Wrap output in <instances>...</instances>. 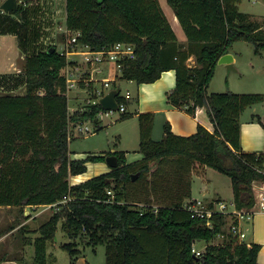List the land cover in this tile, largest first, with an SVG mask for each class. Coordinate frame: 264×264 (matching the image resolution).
<instances>
[{
  "label": "trees",
  "instance_id": "16d2710c",
  "mask_svg": "<svg viewBox=\"0 0 264 264\" xmlns=\"http://www.w3.org/2000/svg\"><path fill=\"white\" fill-rule=\"evenodd\" d=\"M22 1L25 5L19 4L15 18L14 13H0V35L15 34L24 52L20 72L25 88L24 95H0V206L17 207L24 214L27 207L56 204L64 195L71 200L37 229L21 225V250L28 248L30 253L28 258L22 254L12 259L19 264H57L48 243L55 240L63 220L61 230L71 241L60 248L72 257L70 264L79 253L75 239L86 236L89 246L104 245V264H258L261 246L239 242L224 232L226 215L212 214L209 228L205 219L191 218L185 206L191 200V175L197 166L229 177L237 209L252 208L253 184L264 183V175L257 171L264 154L244 152L239 142L240 115L261 104L264 93L208 92L218 59L235 42L248 41L254 53L261 54V22L239 12L241 0H166L186 38L182 45L159 0H65V27L79 32L77 44L91 51L117 42L133 45L135 57L120 60V73L111 85L118 90L119 103L126 106L129 99L120 95L117 80L151 84L172 69L175 86L166 95L167 103L192 116L205 107L213 124L212 132L199 124L195 133L181 136L165 123L162 138L154 140L153 114L139 113L143 156L126 163L122 151L70 157L71 129L84 121L98 125L103 109L97 103L74 113L68 110L62 71L75 63L56 46L38 44L39 23L33 16L39 6ZM190 57L193 65L187 64ZM80 86L93 91L91 82ZM129 115L126 111L122 117ZM108 155L117 157L116 168L70 181L87 170V161H103ZM219 235L223 241L212 243ZM199 241L206 247L197 256L191 247Z\"/></svg>",
  "mask_w": 264,
  "mask_h": 264
},
{
  "label": "rangeland",
  "instance_id": "374dc122",
  "mask_svg": "<svg viewBox=\"0 0 264 264\" xmlns=\"http://www.w3.org/2000/svg\"><path fill=\"white\" fill-rule=\"evenodd\" d=\"M20 4L21 1L17 0ZM35 1L34 5L39 6V11H37V15L39 17L36 18V22L39 23V30L42 27L43 24L44 27H49L50 29H42V33L40 30V35L45 34L44 38L46 42L45 45H54L56 46L57 52L62 51L63 44L66 42L67 38L65 37V18H64V2L63 0H32ZM161 8L163 10L164 15H166L167 19L169 21H172V10L167 5L166 0H159ZM3 3V0H0V5ZM237 7L239 12H243L248 14L251 17V20L261 22L263 24L264 22V0H241L239 3H237ZM57 10V11H56ZM53 15V16H52ZM15 13L11 15V17L15 18ZM177 33H179L181 36H184V33H182L181 28H177ZM5 41L6 47L0 52V65L5 62L6 56L9 58H12L13 65H11V69L6 70L11 72V74H18L23 76L22 73H20V70L23 65L24 61V52L22 53L20 42L17 38H14L11 35L4 36L3 38L0 37V43H3ZM18 45V46H17ZM18 47V48H17ZM20 47V48H19ZM81 49L84 48V51L86 50L85 47H82V45H79ZM78 47V48H79ZM77 47H72L71 50H78ZM79 48V49H80ZM230 50L234 52V55L236 57L235 62L233 64V68L235 70L228 71L226 68H221L222 66H215V72L213 77L210 80V84L208 87V92H225L228 89H231L233 92L241 93L246 92L247 93H262L264 90H262L264 87V53L261 52V55H256L253 50V46L245 40L237 41L235 42ZM263 53V54H262ZM69 57V56H68ZM67 59L69 61H72L70 59H73V56H70ZM78 60L77 63L78 66L71 65L72 66V73H74L75 77L77 75L84 76V73L82 71L89 72L90 69H86L85 60L82 62L81 56L76 57ZM73 62V61H72ZM74 63V62H73ZM80 66L81 71H76L77 68ZM2 65L0 66V68ZM107 67V65H106ZM76 73H75V72ZM64 73V71H62ZM8 74V73H7ZM65 74V73H64ZM100 77L106 76V72L99 74ZM10 78V77H9ZM7 78L5 77L2 79L0 77V83L3 81H6V86H13L16 85L18 87H15L17 89V93L22 94V91H20V86L23 85V79L19 76L17 78ZM21 79V81H19ZM10 80H12L10 82ZM21 82V83H20ZM98 84V83H97ZM118 88L120 90V95H126V93L129 91L131 98L128 100L129 104H126L125 108L126 111L130 112V115L128 117H122L123 113L119 110L113 111L112 114L106 115L105 112H102L99 117L98 125H92L88 124L91 131L90 133H84L82 136L77 138H71L68 146L70 150V157L72 158H81L87 154H92L99 156V154H107V153H114L117 151L126 152L127 155L125 157L126 160H135L138 158V155L141 156V152H139V126H138V105H137V99H138V92L136 90L137 86L140 84H137L136 82H127V81H119L117 82ZM152 84V83H151ZM95 86V85H94ZM93 86V87H94ZM75 88H73L71 91L66 92V95L68 97L69 103H68V110L70 112H73L74 110H84L87 105V100L90 98L89 93L86 91H83L81 89L80 83L74 85ZM100 88V86H99ZM10 90V89H9ZM6 90V91H9ZM19 90V91H18ZM106 92L110 91V88H104ZM258 106V105H255ZM253 106L247 108L244 113H242L239 117V123L242 125L250 126L254 124V121H251V114L253 113ZM86 123H90L89 121H86ZM261 124L259 122H256L255 124ZM83 124V123H82ZM79 125V124H78ZM101 127L100 130L96 131L97 128ZM157 126V125H156ZM263 124L260 125V128L263 129ZM103 127V128H102ZM76 132L78 129H74ZM163 128L161 126L155 127L153 131L152 139L159 140L163 136ZM264 141V140H263ZM264 152V150H263ZM87 170L81 174L78 180H86L89 178H92L94 176L99 175L100 173L106 172V170H109L110 167L108 164H106L105 159L103 161L99 162H93V161H87ZM195 171L192 173L191 178L192 180H195V184H197V187L194 189L192 193L193 198L202 199L206 204L210 202L209 195H206L204 192L203 187L206 186L208 189L216 190L217 193L221 195L223 198V202L229 203L230 200L233 198L231 196V187H230V179L226 175L219 173L215 169L209 167H196L194 169ZM150 173H148L146 176L150 177ZM197 176V177H196ZM138 182H141V179L139 178L137 180ZM202 185V187H201ZM201 187V188H200ZM254 195H256V192H253ZM257 196L255 199V204L257 200ZM155 201H153V204L157 203L156 201L158 199L154 198ZM254 204V205H255ZM62 205H60L58 208L56 207H33L28 208V210L25 208V212L27 214H22L17 207H3L0 206V229L1 233H7L10 229L17 226V229L15 228L14 232H10V237L7 239L9 242L5 244V247L8 248V253L6 255L14 256V257H20L22 254L28 258L30 249L25 248L23 251L21 250L22 247V239H21V231H19V227L22 224H25L28 226L29 229L35 230L39 227L40 224L46 222V219H48L54 212L59 211L62 209ZM230 209V208H229ZM38 213V214H37ZM35 215L34 217L30 218L28 221V218L31 217V215ZM39 215V216H38ZM253 215L256 217L255 214ZM255 215V216H254ZM251 221L246 222L245 230L246 235L251 234L252 225ZM63 223V220L59 223L56 236L54 241H50L48 243V253L54 255V257L57 258V264H69L71 261V256L68 255L66 251H63L60 248V245H62L65 242L71 241L70 238H68L63 231L61 230V224ZM24 236L30 235L32 237V233L26 234L25 232H22ZM34 237V235H33ZM82 239H85L83 241ZM82 239L77 238L75 239V242L77 243V247L79 248V252L81 251L83 253L82 258H86L88 260V263L90 264H104L105 263V248L104 245H97L95 248L92 246H89L87 244V239H89L87 236L83 237ZM245 241H248V238L245 239ZM205 245L204 242L199 241L196 243L195 247L196 249H200ZM94 249V251H92ZM5 254V253H4ZM3 254V255H4ZM83 264V263H79Z\"/></svg>",
  "mask_w": 264,
  "mask_h": 264
},
{
  "label": "crops",
  "instance_id": "0c3cea01",
  "mask_svg": "<svg viewBox=\"0 0 264 264\" xmlns=\"http://www.w3.org/2000/svg\"><path fill=\"white\" fill-rule=\"evenodd\" d=\"M63 2H64V18H65V0H63ZM0 13H3V12L0 10ZM37 14H35L33 16L35 19L37 17H39V15H37ZM171 17H172V21H169V22L172 26L173 31L177 34L179 43L182 45H186L185 36H181L179 33H177V28H179L180 25H179V22H178L176 16L174 14H172ZM44 25L45 24L42 25V27L44 29H50L49 27L45 28ZM43 28L40 29L41 32H42ZM261 28H264V22H263ZM40 30H39V33H40ZM42 33H44V32H42ZM7 35H11L14 38H17V36L15 34H4V35H0V37L3 38L4 36H7ZM44 36H45V34L40 35V39L38 40V44L41 45L42 43L44 44L46 42ZM17 39L19 41V38H17ZM2 47H3V49L6 47L5 41L3 43H0V52L2 51L1 50ZM78 47H79V45H77V48ZM79 48H78V50H75V51L73 50L71 53L68 54L69 57L70 56L74 57L73 59H70V60H72L76 66H78L79 63H77V62L80 59H76L75 56L76 57H78V56L83 57L81 59L82 62L85 60V54H83L84 48L83 49H81V48L79 49ZM63 49H64V46L62 47V50ZM229 53L232 54V56H233L232 64H234L235 59H236L234 52L232 50H230ZM263 53H264V51H263ZM194 63H195L194 57H190L188 59L187 64L193 65ZM1 65H2V67L0 68V77H2V79H4L5 77H7V78L10 77V78L14 79V78H17L19 76L23 79L24 75L21 76V75L15 74V73L11 74V72L6 71V70L11 69L10 67H11V65H13L12 58H9L6 56L5 62ZM106 65H107V67H106ZM84 66H86V69L91 68V71L89 70V72H86V71H82V72L84 73V77L92 79L91 80L92 86L95 85L93 88H96V89L99 88V86H100V89L104 90V88L109 87L111 90L112 82H114L116 80V78L118 77V75L120 73V72H118V70L115 68V66L112 63L102 62V63H96V64H88L85 62ZM216 66H222L221 68H225L223 65L216 64ZM80 69L81 68L79 66L76 71L77 72L81 71ZM233 70H235V69H233ZM105 72H106V76H102V77L99 76V74H102ZM103 79L108 80L107 86L104 85V82L102 81ZM11 81L12 80H10V82ZM19 81H21V79ZM117 82H119V81L117 80ZM127 82L131 83V81H127ZM5 84H6V81L5 82L2 81L0 83V95H4L7 92H10L13 94H18V95H24V90H25L24 85L20 86L19 90L22 91V94H19V93H17V89H15V87H18L17 84L13 85V86H6ZM174 86H175V70L170 69V71L163 72L161 77L159 79H157L156 81L152 82V84L143 83V84L138 85L136 88V90L138 92V96H137L138 97V99H137V105H138L137 111H138V113H137V115L139 113H152L153 114V130H152L151 137L153 136V131H154L155 127L161 126V128H163V126H164L163 124H165V123H168L170 125L171 130L175 134L181 135V136H190L191 134L195 133L199 124L204 126L207 130L212 132L214 127H213V124L211 123L210 117L207 114L205 107H198L196 109L195 115L192 116L190 114H187L184 110L176 108L173 105H169L167 103V96L166 95L168 92H170V90H172V88H174ZM208 87H209V85H208ZM262 88H263L262 90H264V87H262ZM6 90H9V91H6ZM229 90H231V89H229ZM104 92L107 93L105 90H104ZM247 92H249V91L241 92V93L244 94ZM262 93H264V91ZM252 110H253V113L250 116L251 121H254V122L256 121V122H259V123L264 125V101H262L261 104H258V106H253ZM76 111L77 110H74L71 113H74ZM100 114H99V117H100ZM255 123L250 125V126H246V125L241 124L239 142H241V147H242V150L244 152L246 151V152L263 153V150H264V141H263L264 140V126H263V129H261L260 128L261 124L259 125L258 123L257 124H255ZM88 124H91V123H86V121L83 122L84 126L89 127ZM74 129H76V128L73 127V129H71L72 138L80 137L84 133H90V131H91L90 127H89V131H87V132H85V131L84 132H81V131L76 132V130H74ZM85 156H83V157H85ZM126 156L127 155L125 154V157ZM142 156L143 155L141 153V156L138 155V158H136L135 160H132V161L126 160V163L136 162L137 160L141 159ZM109 170H106V172ZM80 176L81 175L72 176L69 179L71 182H75L74 179L77 178V180H78ZM80 181H82V179L79 180V182ZM263 185H264V183H263ZM196 187H197V184H195V180L193 179L192 193ZM201 187H202V185H201ZM230 187H231V184H230ZM203 189H204L205 194L209 195L208 196L209 199L211 198L210 202H212V201L216 202L215 201L216 199H221L222 201H224L223 198L221 197V195L216 192V190L208 189L206 186H204ZM258 190H259V188H257V185H255L253 188V192H257ZM231 196H232V191H231ZM253 196H255L254 193H253ZM192 198L193 197L191 196V199ZM232 199L230 201H232ZM33 207H43L45 209V208H48L49 205L33 206ZM33 207H27L26 209L28 210V208H33ZM27 212L29 213V211H26L25 214H27ZM254 214L256 215V217H254V219L252 217L251 234H247L245 239L248 238V241H245V239H244L243 242H245L247 245L250 243H257L261 246L259 249L258 256H257V263L258 264H264V211L257 210L256 212H254ZM34 216L35 215L32 214L31 217L28 218V221L30 218H32ZM230 220H231L230 218H228V217L226 218V224L223 227L224 232L228 233V226H229ZM245 225H246V223H245ZM15 228L17 229V226L10 229L9 232L3 233V234L1 233V229H0V264H19V262L12 259L14 256L6 255V253H8L7 250H9V249L5 247V244L7 242H9L7 239L10 237V232H14ZM245 233H246V230H245ZM33 235L36 236L37 233L34 232V233H32V237H33ZM223 239H224V236L219 235L217 238H215L212 241V243H214V244L221 243L223 241ZM196 243L197 242H195V245H196ZM205 247H206V243H205V245H203L202 248H200L198 250L204 251ZM78 250H79V248H78ZM92 251H94V249ZM76 257L77 258L75 259L74 264H79V263L90 264V263H88V260L86 258H82L83 253L81 251L78 253V255ZM3 259H7V260H3ZM71 260H72V257H71Z\"/></svg>",
  "mask_w": 264,
  "mask_h": 264
},
{
  "label": "built area",
  "instance_id": "2783aa9c",
  "mask_svg": "<svg viewBox=\"0 0 264 264\" xmlns=\"http://www.w3.org/2000/svg\"><path fill=\"white\" fill-rule=\"evenodd\" d=\"M20 3H23L25 5V2L21 0ZM65 37L67 38L66 42L64 43V49L60 52H64L65 55L68 57V54L71 53L73 50H71L72 47H77V37L79 32H71L67 29L64 31ZM77 44V45H76ZM85 47L86 50L83 51V54H85V62L88 64H96V63H112L115 68L120 71V60L123 58H129L133 59L135 57L134 53V48L133 45L122 43V42H117L113 46L101 50H96V51H91L87 46H82ZM72 66H66L65 69L63 70L65 73L66 77V83H67V91L72 90L74 88L75 84H78L80 82H83L85 84H88L91 82V78H86L84 76H79L77 75L75 77L74 73H72ZM75 72V71H74ZM76 73V72H75ZM104 85L107 86L108 80L103 79ZM82 90L86 91L89 93L90 98L87 100V105L90 104H97L98 99L106 94L103 89L100 88H93V91H89V89L86 88H81ZM112 89V88H111ZM125 99H130L131 95L129 91L126 93V95H122ZM118 103V109L120 112L125 113L126 108L124 103ZM82 111V110H79ZM77 112V111H76ZM105 112L106 115L112 114L113 111H107L103 110L100 113ZM98 114V116H99ZM74 128L78 129L80 132H87L89 131V127L84 126L82 122L78 125H75ZM71 133L69 135V138L71 139ZM264 154V152H263ZM260 174L264 175V164L262 168L257 170ZM75 182H79V180L74 179ZM257 185V188L259 190L256 192V196L258 197L256 200V204L250 208V209H237L233 202H229L228 204L221 201V202H213L212 206L209 207V203L206 204L202 199H197V198H192L188 205L185 206L187 211L189 212L191 218H201L206 220V226L211 227V215L214 213H219L222 215H226L228 218H230V223L228 226V233H231L232 237H236L239 242H243V240L246 237L245 233V223L248 221L252 220V217L254 212L257 210L264 211V185L263 183L256 182L254 183ZM253 184V188L254 185ZM108 194L111 195V192L108 191ZM71 200L69 195H64L62 200L59 201L56 204L49 205V207H56L62 205L64 206L66 203H68ZM230 208V209H229ZM203 251L197 250L195 247V243H193L191 247V253H194L195 255H200L202 254Z\"/></svg>",
  "mask_w": 264,
  "mask_h": 264
},
{
  "label": "water",
  "instance_id": "95a60500",
  "mask_svg": "<svg viewBox=\"0 0 264 264\" xmlns=\"http://www.w3.org/2000/svg\"><path fill=\"white\" fill-rule=\"evenodd\" d=\"M19 3L17 0H3V3L0 5V10L5 13H14L18 10ZM233 56L232 54L225 53L223 56H221L217 64L218 65H223L228 71H231L235 68H233ZM118 95V90L116 89H111L109 92L104 94L98 99V103L100 107L103 110L107 111H116L118 108V103L116 100V96ZM105 162L106 164L109 165L110 168H116L118 163H117V157L114 155H108L105 157ZM138 176V173L136 175L132 176V180H135L136 177Z\"/></svg>",
  "mask_w": 264,
  "mask_h": 264
}]
</instances>
